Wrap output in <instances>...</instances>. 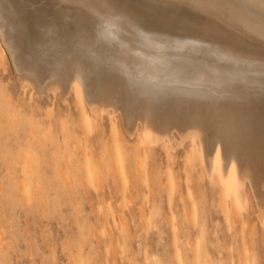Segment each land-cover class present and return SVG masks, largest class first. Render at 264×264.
I'll return each mask as SVG.
<instances>
[{
    "label": "rangeland",
    "instance_id": "374dc122",
    "mask_svg": "<svg viewBox=\"0 0 264 264\" xmlns=\"http://www.w3.org/2000/svg\"><path fill=\"white\" fill-rule=\"evenodd\" d=\"M10 1L8 8L17 7L29 27L37 17L27 8L34 0ZM128 1L152 24L171 10L156 0ZM5 24L0 30V264H264V225L250 182L247 206L235 203L222 183L205 175L189 142L183 148L175 142V149L168 140L148 146L140 130L128 134L119 113L91 119L75 90L67 102L58 93H32L16 70L31 63L26 44ZM173 25L188 29L179 20ZM208 33L227 42L218 32ZM40 74L46 83L49 73ZM95 92L88 81L86 98ZM258 159L264 170V150Z\"/></svg>",
    "mask_w": 264,
    "mask_h": 264
},
{
    "label": "bare ground",
    "instance_id": "6f19581e",
    "mask_svg": "<svg viewBox=\"0 0 264 264\" xmlns=\"http://www.w3.org/2000/svg\"><path fill=\"white\" fill-rule=\"evenodd\" d=\"M8 1L0 0V30L9 22L10 35H21L31 59L16 67L20 84L38 96L58 93L65 102L75 90L91 119L119 113L128 134L140 130L148 146L168 140L175 149V142H189L205 175L222 183L235 203L247 206L250 182L264 225L258 159L264 150L258 145L264 141V0H156L171 9L158 14L157 24L128 0H28L22 4L37 15L29 27ZM177 20L188 29H176ZM208 30L227 42L211 39ZM40 70L49 73L46 83ZM88 81L96 87L91 98Z\"/></svg>",
    "mask_w": 264,
    "mask_h": 264
}]
</instances>
